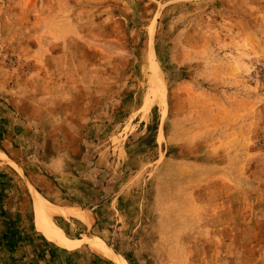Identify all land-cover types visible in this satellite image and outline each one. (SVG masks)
<instances>
[{"label":"rangeland","instance_id":"rangeland-1","mask_svg":"<svg viewBox=\"0 0 264 264\" xmlns=\"http://www.w3.org/2000/svg\"><path fill=\"white\" fill-rule=\"evenodd\" d=\"M0 153L131 264H264V0H0Z\"/></svg>","mask_w":264,"mask_h":264},{"label":"crops","instance_id":"crops-1","mask_svg":"<svg viewBox=\"0 0 264 264\" xmlns=\"http://www.w3.org/2000/svg\"><path fill=\"white\" fill-rule=\"evenodd\" d=\"M13 189L0 186V193L4 197V202L0 203V264H115L94 251L86 241V238H95L103 243L118 241V235L112 237L106 232V224L100 218H93L95 222L90 223L91 218L86 214V208L60 205L58 209L75 211L80 216L55 214L49 223L53 238H48L37 227L36 220L34 223L25 209L26 204L21 200L12 202L10 194L14 193L11 191ZM103 209L99 205L89 213H101ZM57 240L66 241L67 245L60 244ZM110 248L119 255L113 246ZM125 262L131 264L127 260Z\"/></svg>","mask_w":264,"mask_h":264},{"label":"bare ground","instance_id":"bare-ground-1","mask_svg":"<svg viewBox=\"0 0 264 264\" xmlns=\"http://www.w3.org/2000/svg\"><path fill=\"white\" fill-rule=\"evenodd\" d=\"M152 57L153 56H151V58ZM150 72H151V81L154 84V87H156V90H159V91H157L158 99L163 101L164 96H166V95H164L163 87H161L160 82L158 80V77H159L158 76V69H157V66L154 63V61L152 62L151 66H150ZM163 109H164V106H163ZM163 111H165V109ZM1 157H4L2 153H0V158ZM32 194H33V198H34L33 209H34V213H35V220H36L37 227L40 228L46 234V236L48 238H53L51 227L49 224L50 215L52 213H59V214L64 215V216H67L68 214H75L77 216H80V214H77V212H75V211L69 212V211H65L62 209H56V208L52 207L48 202H46L40 195H38L33 190H32ZM87 221H88V219L86 216V222ZM86 241L88 242V244L90 245V247L94 251H96L97 253H100L104 257L111 259L113 263H115V264H127L121 256L116 255L114 252H112V250L102 241L95 239V238H86ZM57 242H59L60 244H63V245H67V242L64 240H59V241L57 240Z\"/></svg>","mask_w":264,"mask_h":264}]
</instances>
